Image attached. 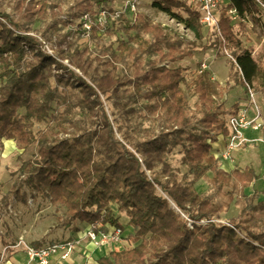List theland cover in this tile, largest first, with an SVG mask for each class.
<instances>
[{
  "label": "trees",
  "instance_id": "16d2710c",
  "mask_svg": "<svg viewBox=\"0 0 264 264\" xmlns=\"http://www.w3.org/2000/svg\"><path fill=\"white\" fill-rule=\"evenodd\" d=\"M7 1L10 12L0 5V143L13 141L23 153L38 147L33 158L19 157L11 196L65 210L66 242L89 228H120L133 246L98 264H264V191L247 192L259 174L252 166L224 170L214 149L219 136L228 139L239 104L228 109L216 98L200 63L192 71L180 65L194 51L142 12L117 14L115 0H75L64 18L70 0ZM151 1L204 39L193 5ZM232 8L240 22L250 16L263 26L264 0H232L204 50H229L235 84L264 93V62L236 33ZM102 10L106 21L84 29V18L98 20ZM117 32L125 38L78 44L87 33L97 40ZM175 153L185 172L173 165ZM201 181L208 191L198 189Z\"/></svg>",
  "mask_w": 264,
  "mask_h": 264
},
{
  "label": "rangeland",
  "instance_id": "374dc122",
  "mask_svg": "<svg viewBox=\"0 0 264 264\" xmlns=\"http://www.w3.org/2000/svg\"><path fill=\"white\" fill-rule=\"evenodd\" d=\"M74 1L75 0H70L68 4L63 5L64 16L62 15L61 18H64L66 17L65 15L71 13L69 9L70 7H73L72 5L74 4ZM8 3L7 0H0L2 9L10 12L11 9L9 8ZM133 4L136 5V12H142L150 17L153 22L161 23L166 27L173 38L180 39L185 48L194 51L193 58L185 59L180 65L187 70L192 71L198 63H200L202 67L203 64H206V69L209 70L208 73L210 77L208 80L212 83L216 98L223 103L226 108L231 109L235 101L233 98H237L233 90L237 86L241 89V86L235 84V78H237L238 75L236 74L235 69L231 66L232 54L229 50L227 51L218 47L215 49L204 50V45H210L215 41L216 35L214 34V31L203 27L204 39H198L194 33L187 29L183 24L172 19L167 14L153 8L151 0H115L112 6L118 14L128 9L130 10ZM131 15L132 14L130 13L129 17H131ZM89 20L91 23L99 22L97 18L93 17H89ZM260 20L263 26L258 24V22L250 16H248L244 22L235 20L234 24L235 31L243 41L244 46L253 52L257 61L264 62V13ZM79 21L80 20L77 22ZM120 38H125L121 32H117L112 36L101 34L97 40L91 39L89 33H87L78 38V44L81 48L87 46L97 48L98 46L116 42V40ZM47 46L48 45H45V49L48 51L47 48L50 50V47ZM215 62L222 64L223 72L228 73L229 71L227 79L226 77H219L218 73L213 71L212 65H214ZM253 91L257 93L256 90ZM220 93L222 94V97H220ZM261 94L263 95H255L261 114L264 118V93ZM224 96L230 98V100H228V102H226L227 100L223 101ZM259 100H261L263 104H260L261 102ZM195 102L196 99L191 100V105L193 107ZM261 105H263V107ZM46 128L47 125L36 126V130ZM37 152V146H34L23 153L17 150L12 144L9 145L6 142L0 143V264H13L15 263V260L20 261L21 263L26 261L27 264H40L38 261H31L29 257L28 260L26 259L27 247H32L35 242H42V247L46 248L52 246V243H65L68 241L67 239L72 237V231L65 226L69 217L65 210L53 206L41 197H30L28 204L25 205L16 201L15 198L11 196L10 191L20 176L18 173L21 167L19 157L27 160L36 156ZM181 159L182 155L175 153L172 162L181 172H185L187 168ZM234 159L235 158L232 156L231 160L233 161ZM197 186L200 191L209 190V186L206 182L201 181ZM260 187L261 186H259V188ZM118 215L120 217V222L122 223H126L129 219L126 213H119ZM125 230V234H128L131 231V227H127ZM87 231L88 229L77 234L74 241L81 236L85 241L90 243V240L87 237ZM6 245L8 246L6 247ZM120 245H122L123 248H128L133 246V243L129 240L127 241L126 239H123ZM106 247L113 248L112 245Z\"/></svg>",
  "mask_w": 264,
  "mask_h": 264
},
{
  "label": "built area",
  "instance_id": "2783aa9c",
  "mask_svg": "<svg viewBox=\"0 0 264 264\" xmlns=\"http://www.w3.org/2000/svg\"><path fill=\"white\" fill-rule=\"evenodd\" d=\"M195 8H197L201 15V23L207 29L220 33L219 18L221 8L226 4L231 3L232 0H183ZM132 12H136V5L133 4L130 8ZM228 15L233 20H240V16L236 8L228 10ZM107 19V12L102 10L99 15V22H105ZM92 23L89 17L86 16L83 20V28L90 32ZM48 47V46H47ZM49 52V48H47ZM207 68L206 64H203ZM249 104L240 108L236 114L229 117L228 125L230 128V135L227 139L226 149L218 156L221 160H231L235 151L243 148L248 143H264L263 137L249 138L246 136L247 131L259 132L264 129V118L261 114L260 107L256 101L255 92L248 89ZM261 180L264 183V172L261 174ZM205 222V221H202ZM88 239L96 248H103L106 246L120 245L123 241V232L120 228H113L109 232L97 233L93 228L87 231ZM78 244V240L55 244L46 248L27 247V255L31 261H38L40 264H49L53 256H59L63 261L69 260Z\"/></svg>",
  "mask_w": 264,
  "mask_h": 264
},
{
  "label": "crops",
  "instance_id": "0c3cea01",
  "mask_svg": "<svg viewBox=\"0 0 264 264\" xmlns=\"http://www.w3.org/2000/svg\"><path fill=\"white\" fill-rule=\"evenodd\" d=\"M213 71L217 72L219 77H228L229 71L223 72V67L221 63H214L212 65ZM235 88V87H234ZM234 94L237 96V98H233L234 104H239V109L249 104V97L248 92L241 87L237 86L233 90ZM257 96L263 95L260 92L255 93ZM216 96V94H215ZM220 97H222V94L220 93ZM227 100V101H226ZM230 98L224 96L223 101L228 102ZM263 104L261 100H259ZM228 105V104H227ZM263 107V105H261ZM246 136L249 138H255V137H263L264 138V131L254 132V131H247ZM8 143L9 145H13L16 148V145L13 141H3ZM227 145V139H225L223 136H219L217 142L214 144L215 155L219 156L220 153H222L226 149ZM235 159L232 160H221L222 168L228 172L232 171L235 168L244 169L247 166H252L255 168L257 174H259V179L253 183L251 187L247 189V192H252L254 190L257 191H264V183L261 180V174L264 172V143H248L247 146L235 151L232 155ZM259 186H261L259 188ZM78 237V236H77ZM78 244L74 250V253L72 257L69 260H61L59 256H53L49 264H98L97 261L100 257L107 255L110 251L113 250H122L124 249L122 245H115L113 248H96L93 243L90 241H85L83 237H78ZM85 241V242H84ZM8 245H6L7 247ZM26 259L28 260V255L26 254ZM25 260V259H24ZM23 260V261H24ZM13 264H27L26 261L21 263L20 261H16ZM35 264V263H31Z\"/></svg>",
  "mask_w": 264,
  "mask_h": 264
}]
</instances>
